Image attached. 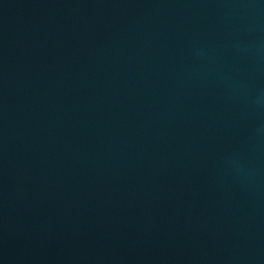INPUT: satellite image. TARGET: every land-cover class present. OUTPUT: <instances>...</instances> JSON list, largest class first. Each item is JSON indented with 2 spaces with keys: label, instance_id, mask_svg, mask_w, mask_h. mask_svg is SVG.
<instances>
[{
  "label": "water",
  "instance_id": "obj_1",
  "mask_svg": "<svg viewBox=\"0 0 264 264\" xmlns=\"http://www.w3.org/2000/svg\"><path fill=\"white\" fill-rule=\"evenodd\" d=\"M0 264H264V0H0Z\"/></svg>",
  "mask_w": 264,
  "mask_h": 264
}]
</instances>
